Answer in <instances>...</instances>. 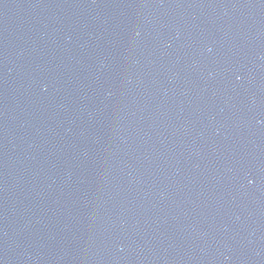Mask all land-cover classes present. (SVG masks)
<instances>
[{"label":"water","instance_id":"1","mask_svg":"<svg viewBox=\"0 0 264 264\" xmlns=\"http://www.w3.org/2000/svg\"><path fill=\"white\" fill-rule=\"evenodd\" d=\"M0 264H264V0H0Z\"/></svg>","mask_w":264,"mask_h":264}]
</instances>
